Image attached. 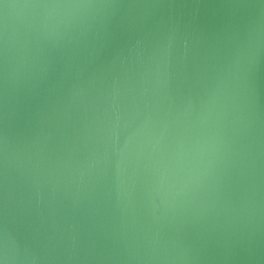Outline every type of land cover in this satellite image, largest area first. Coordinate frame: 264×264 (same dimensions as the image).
I'll use <instances>...</instances> for the list:
<instances>
[{
    "label": "clouds",
    "instance_id": "1",
    "mask_svg": "<svg viewBox=\"0 0 264 264\" xmlns=\"http://www.w3.org/2000/svg\"><path fill=\"white\" fill-rule=\"evenodd\" d=\"M0 12V264H264V0ZM109 178L118 224L98 206L57 218L62 180L75 212ZM141 180L146 223L130 210Z\"/></svg>",
    "mask_w": 264,
    "mask_h": 264
},
{
    "label": "water",
    "instance_id": "2",
    "mask_svg": "<svg viewBox=\"0 0 264 264\" xmlns=\"http://www.w3.org/2000/svg\"><path fill=\"white\" fill-rule=\"evenodd\" d=\"M13 3H22L24 0H10ZM20 13L18 10H15V16H19ZM10 18V30L12 28H16L17 25L14 23V19ZM0 23H2V12H0ZM258 89H259V106L260 112L262 116H264V72L259 75L258 78ZM198 103V101H197ZM65 131V136H61L59 133L56 135L55 139L50 142V146L60 149L63 146L65 139H70L73 129L69 126ZM258 131L261 134H264V124H261ZM79 155H83L82 152L77 153ZM67 175V174H66ZM76 191V182H69L67 179L62 180L60 183V192L57 195L54 209L57 214L58 219H67L71 220L73 215L77 218H85L88 213V209L91 207L98 206L100 209V218L106 219L109 223L115 222L119 223L120 221V212L115 207L116 202V187L114 181L109 178L108 180H98L94 187H90L87 189H83L82 191H87L90 193L89 203L88 199L81 198L80 205L75 208V212L73 211V194ZM43 193L45 196V200L47 201L51 195V189L48 184L43 185ZM123 199H128L127 193V185H125V190L122 193ZM145 200V190H144V182L143 180L137 184L135 190L132 193V204L130 205V210H134L137 219L141 222H148L151 217L149 214V210L144 205ZM47 212V206H46ZM131 216H129V219ZM190 219V217H189Z\"/></svg>",
    "mask_w": 264,
    "mask_h": 264
}]
</instances>
